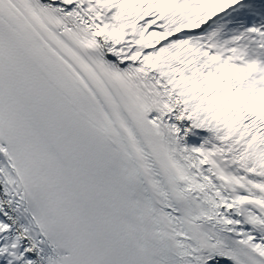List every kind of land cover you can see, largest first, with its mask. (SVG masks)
<instances>
[{
  "label": "snow or ice",
  "instance_id": "obj_1",
  "mask_svg": "<svg viewBox=\"0 0 264 264\" xmlns=\"http://www.w3.org/2000/svg\"><path fill=\"white\" fill-rule=\"evenodd\" d=\"M0 264H264V0H0Z\"/></svg>",
  "mask_w": 264,
  "mask_h": 264
}]
</instances>
